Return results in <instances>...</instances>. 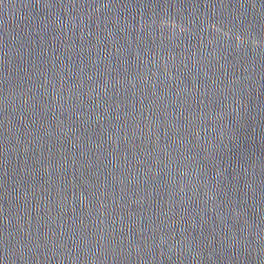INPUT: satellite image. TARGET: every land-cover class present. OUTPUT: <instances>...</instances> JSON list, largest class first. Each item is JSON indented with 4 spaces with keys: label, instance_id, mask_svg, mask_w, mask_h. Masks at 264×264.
Wrapping results in <instances>:
<instances>
[{
    "label": "water",
    "instance_id": "obj_1",
    "mask_svg": "<svg viewBox=\"0 0 264 264\" xmlns=\"http://www.w3.org/2000/svg\"><path fill=\"white\" fill-rule=\"evenodd\" d=\"M0 264H264V0H0Z\"/></svg>",
    "mask_w": 264,
    "mask_h": 264
}]
</instances>
